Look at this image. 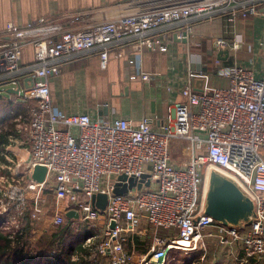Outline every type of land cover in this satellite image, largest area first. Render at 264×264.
<instances>
[{
  "label": "built area",
  "instance_id": "obj_1",
  "mask_svg": "<svg viewBox=\"0 0 264 264\" xmlns=\"http://www.w3.org/2000/svg\"><path fill=\"white\" fill-rule=\"evenodd\" d=\"M117 4L126 11L113 18L63 12L23 24L10 21L0 34V84H10L21 98L35 102L28 114L13 117L16 131L7 134L6 147L0 148V168L21 171L13 177L18 178L13 190L0 192L1 228L16 246L24 235L28 208L36 206L31 217H39V206L45 195H51L66 202V211L54 216V224L62 226L66 213L76 210L86 227L95 228L73 260L168 264L172 252L180 251L199 253L190 264H203L207 238L216 237L223 245L241 243L247 261L264 264V60L260 70L255 62L224 66L217 60L226 85L198 89L188 82L164 118L137 122L120 116L64 114L54 106L49 82L61 74L65 63L82 54L96 50L106 65L110 53L122 45L139 51L165 50L174 38L193 37L195 20L221 16L236 23L264 15V0H118ZM241 42L238 37L216 40L218 47L231 49H239ZM28 45L34 59L24 62L23 49ZM142 77L148 79L150 74L143 71ZM4 130L0 127V134ZM14 146L27 148L28 156L9 149ZM182 149L187 159L179 162L173 155ZM37 165L47 167L42 182L32 177ZM212 167L236 179L256 201V219L245 229L203 214L204 173ZM145 174H150L149 185L144 181L125 194L114 193L118 182L129 184L136 178L139 183ZM99 193L108 194L104 209L93 203ZM137 239L145 244L142 251L136 249ZM20 244L26 247L25 240Z\"/></svg>",
  "mask_w": 264,
  "mask_h": 264
},
{
  "label": "crops",
  "instance_id": "obj_2",
  "mask_svg": "<svg viewBox=\"0 0 264 264\" xmlns=\"http://www.w3.org/2000/svg\"><path fill=\"white\" fill-rule=\"evenodd\" d=\"M117 2L118 0H0V34L11 20L23 24L42 16H56L63 12H90V17L97 20L113 18L126 11ZM262 8L264 9V4ZM194 26L193 37L189 40L174 38L165 50L139 51L133 45H122L110 53L106 65L96 50L65 63L61 74L51 76L49 80L54 106L64 114L89 113L93 118L120 116L131 118L135 122L144 117L164 118L169 106L181 99L180 89L188 82L198 89L227 84V78L218 73L217 60H221V65L224 66L238 63L253 65L255 62L257 70L261 69L264 60V15L241 18L236 23L215 16L195 20ZM219 37L230 40L242 38L241 47L220 48L216 43ZM194 45L198 48L192 49ZM223 50H228L229 53L220 54ZM23 51L24 62L33 61L32 46H26ZM202 70L204 73L197 72ZM143 71L149 73L150 78L144 79ZM32 80L31 77L30 81ZM1 86H4V90L0 88V127L5 129V137L0 138V148H5L7 134L16 131L13 117L19 113L28 114L35 102L21 98L16 92L18 89L12 88L10 84ZM9 149L23 157L28 156L27 148L14 146ZM0 171L5 172L1 168ZM65 206L66 202L51 206V214L46 217V221L26 218L23 230L26 227L33 237H37V232L42 229L40 226H47L49 221H53V216L61 211L65 212ZM76 221L81 220L73 217L72 222ZM161 233L167 231L163 230ZM137 242L142 249L145 248V244L139 239ZM128 247L130 250V244ZM58 250L59 248L49 253L56 254ZM206 253L201 261L203 264H260L257 260H246L241 243L223 245L216 237L207 238Z\"/></svg>",
  "mask_w": 264,
  "mask_h": 264
},
{
  "label": "water",
  "instance_id": "obj_3",
  "mask_svg": "<svg viewBox=\"0 0 264 264\" xmlns=\"http://www.w3.org/2000/svg\"><path fill=\"white\" fill-rule=\"evenodd\" d=\"M222 53L227 54L229 51L223 50L220 54ZM46 173V166L37 165L32 177L36 181L42 182L45 179ZM149 176L150 174H145L139 183H137L136 178H130L129 184H121L118 182L114 188V193L125 194L136 185L142 187L144 181L149 185L150 180H146ZM120 179H126V175H121ZM93 203L99 208L104 209L108 203V194L99 193L95 195L93 197ZM203 214L214 218L222 224L245 229L256 219V201L236 179L212 167L209 170ZM67 216L79 217V214L76 210H71L67 212ZM112 226H115V223Z\"/></svg>",
  "mask_w": 264,
  "mask_h": 264
},
{
  "label": "rangeland",
  "instance_id": "obj_4",
  "mask_svg": "<svg viewBox=\"0 0 264 264\" xmlns=\"http://www.w3.org/2000/svg\"><path fill=\"white\" fill-rule=\"evenodd\" d=\"M11 21H14V20H11ZM195 46L196 45H194L192 47V49L198 48L197 46L196 47ZM5 94H7V93H5ZM3 101H7V100H3ZM5 103H7V102H5ZM173 156L179 162H181V161L184 162L187 159V154H185L183 149L181 152H177V151L174 152ZM18 171L19 170H16V171H13L12 173L11 172H0V175H4V178L0 177V192L1 193L6 192V191L11 192L13 190L14 184L16 182L18 183V178L17 177L13 178V177H14V175L17 174ZM19 172H21V171H19ZM208 176H209V171H208V173L207 172L204 173V181L205 182H203L202 185H203V189H204L205 193L207 190ZM10 183H13L11 187H10ZM28 196H31V192H29ZM45 196H46V201L44 200V204L42 206H39L38 213H36L39 216V217H36L37 221H44V220L46 221V219H47L46 217H49L51 214V212H49V208H51V206H57V205H60L63 203V201L58 200L57 198H54L51 195H45ZM45 196H43V197H45ZM36 209H37L36 206H34L32 208H28L26 218L27 219L31 218L32 211L34 210V212H35ZM60 209H61V207H60ZM61 213H62V211H61ZM66 216H67V213H66ZM27 219H26V222H27ZM52 222L53 221H49L47 226L46 225L40 226V229L41 228L42 229H41V231L37 232V237H33L30 234L31 231H29L25 227V229L23 230L24 235L20 236V239H19L17 244H19L20 242L25 240L26 247L25 246H23V247L26 251H28L31 254H36L40 251H46L48 253L54 252L55 249L59 248V238H57V234L62 229V226H57L56 224H54ZM70 227H71L73 232H75L77 230L83 231L84 229H86V226L83 224L82 221L72 222L70 224ZM5 232H7V231H5ZM4 234H7V233H4ZM31 237H33V238H31ZM1 239L2 238H0V241L3 240V239L2 240ZM198 254L199 253L192 254L191 257H195ZM191 257H188L185 252L173 251L171 254V259H170L168 264H172V262H174V261H176V264H184L187 262V260H191V259H189Z\"/></svg>",
  "mask_w": 264,
  "mask_h": 264
},
{
  "label": "trees",
  "instance_id": "obj_5",
  "mask_svg": "<svg viewBox=\"0 0 264 264\" xmlns=\"http://www.w3.org/2000/svg\"><path fill=\"white\" fill-rule=\"evenodd\" d=\"M5 135L0 134V138H4ZM73 217H66L65 223L62 225V229L57 234L59 238V250L56 254H51L46 251H40L36 254H31L24 249L22 244L12 245V241L2 228L1 224L4 221V217L0 215V264H87L84 259L73 260V254L76 249L84 250L83 242L86 237L93 235L95 228H88L85 230L72 231L70 224ZM136 249L143 250L136 242ZM131 246V244H130ZM200 255V254H198ZM198 255H196L198 257ZM191 257V255H187ZM191 260H187L184 264H190ZM176 264V261L172 262Z\"/></svg>",
  "mask_w": 264,
  "mask_h": 264
},
{
  "label": "bare ground",
  "instance_id": "obj_6",
  "mask_svg": "<svg viewBox=\"0 0 264 264\" xmlns=\"http://www.w3.org/2000/svg\"><path fill=\"white\" fill-rule=\"evenodd\" d=\"M190 259V258H189Z\"/></svg>",
  "mask_w": 264,
  "mask_h": 264
}]
</instances>
